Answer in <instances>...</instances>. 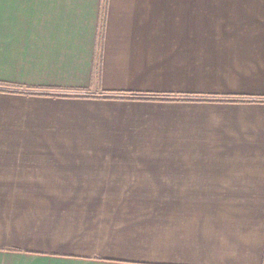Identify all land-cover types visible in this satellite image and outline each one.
<instances>
[{
	"label": "crops",
	"instance_id": "0c3cea01",
	"mask_svg": "<svg viewBox=\"0 0 264 264\" xmlns=\"http://www.w3.org/2000/svg\"><path fill=\"white\" fill-rule=\"evenodd\" d=\"M0 264H264V0H0Z\"/></svg>",
	"mask_w": 264,
	"mask_h": 264
},
{
	"label": "trees",
	"instance_id": "16d2710c",
	"mask_svg": "<svg viewBox=\"0 0 264 264\" xmlns=\"http://www.w3.org/2000/svg\"><path fill=\"white\" fill-rule=\"evenodd\" d=\"M139 98H143V97H139Z\"/></svg>",
	"mask_w": 264,
	"mask_h": 264
}]
</instances>
